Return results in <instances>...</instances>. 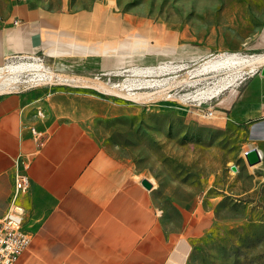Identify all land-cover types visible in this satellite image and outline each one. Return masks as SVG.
Listing matches in <instances>:
<instances>
[{"label":"rangeland","instance_id":"374dc122","mask_svg":"<svg viewBox=\"0 0 264 264\" xmlns=\"http://www.w3.org/2000/svg\"><path fill=\"white\" fill-rule=\"evenodd\" d=\"M16 1L0 0V28ZM69 1L76 11L100 2L126 19L125 37L104 51L121 59L120 68L104 74L91 56H13L0 71V95L58 87L105 97L109 110L89 131L114 159L152 182L169 225L179 227L183 211L197 207L212 216L187 264H264V140H251V126L261 120L239 119L234 110L264 65L200 72L231 54H264L258 43L264 0ZM19 63L40 68L6 70ZM209 111L213 116H204ZM252 146L262 155L255 166L245 157Z\"/></svg>","mask_w":264,"mask_h":264},{"label":"crops","instance_id":"0c3cea01","mask_svg":"<svg viewBox=\"0 0 264 264\" xmlns=\"http://www.w3.org/2000/svg\"><path fill=\"white\" fill-rule=\"evenodd\" d=\"M126 24L100 2L76 11L69 0H17L0 28V68L13 56L45 54L91 56L100 72H116L121 59L104 51L125 37ZM258 43L264 48V25ZM234 107L239 119L264 122V76L248 79ZM108 110L105 97L88 91L0 95V214L17 164L31 181L21 204L32 243L16 264H187L193 240L211 227L210 212L199 207L183 211L179 227L169 225L154 186L90 133Z\"/></svg>","mask_w":264,"mask_h":264},{"label":"built area","instance_id":"2783aa9c","mask_svg":"<svg viewBox=\"0 0 264 264\" xmlns=\"http://www.w3.org/2000/svg\"><path fill=\"white\" fill-rule=\"evenodd\" d=\"M204 116L211 117L213 112L209 111ZM260 123L264 125V122ZM30 185L29 176L17 164L10 204L0 214V264H16L32 243V235L24 227L26 210L21 204V198L28 193Z\"/></svg>","mask_w":264,"mask_h":264},{"label":"bare ground","instance_id":"6f19581e","mask_svg":"<svg viewBox=\"0 0 264 264\" xmlns=\"http://www.w3.org/2000/svg\"><path fill=\"white\" fill-rule=\"evenodd\" d=\"M239 54V53H238ZM228 56V55H227ZM247 56V55H246ZM249 56V55H248ZM226 57V56H225ZM224 58V57H223ZM238 63H243V64H248V65H253V69L259 68L264 65V54L256 55V56H250V57H245V56H239L237 54H231L229 57L225 58V60H219L215 62H211L207 65H205L200 72H209V71H215L219 68L223 67H230L233 65H237ZM247 65V66H248ZM35 67L40 68V65H34L31 63H19L16 65H9L6 66V70L8 69L9 71L12 72H19L23 71L25 69H33ZM3 70V67L0 68V71ZM141 70V69H140ZM152 70V69H151ZM117 85V84H116ZM137 85V84H136ZM122 87H126V84H120ZM139 86V85H138ZM143 86V85H142ZM224 87V86H223ZM2 90V89H1ZM4 91V90H3ZM109 93L111 90H107ZM120 94V93H117ZM135 94V93H134ZM127 95V94H126ZM128 96V95H127ZM140 96V95H139ZM125 97V96H124ZM138 97V96H137ZM193 97V96H192ZM194 96L193 98H195ZM132 98V97H131ZM136 98V97H134ZM251 140H262V137L264 135V125L263 123H256L251 126ZM255 144V143H254Z\"/></svg>","mask_w":264,"mask_h":264},{"label":"water","instance_id":"95a60500","mask_svg":"<svg viewBox=\"0 0 264 264\" xmlns=\"http://www.w3.org/2000/svg\"><path fill=\"white\" fill-rule=\"evenodd\" d=\"M261 74L264 76V67L261 70ZM245 157L250 166H255L259 164L262 160L261 150L256 146H252L249 150L245 152ZM235 168L236 167H234V169ZM142 184L148 189H151L153 187L152 182L147 178H144L142 180Z\"/></svg>","mask_w":264,"mask_h":264}]
</instances>
